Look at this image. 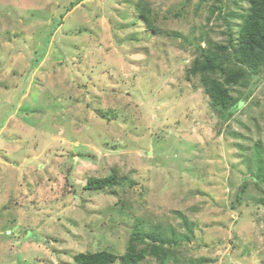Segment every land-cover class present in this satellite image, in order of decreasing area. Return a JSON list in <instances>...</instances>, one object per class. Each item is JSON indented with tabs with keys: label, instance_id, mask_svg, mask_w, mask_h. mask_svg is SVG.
I'll return each instance as SVG.
<instances>
[{
	"label": "rangeland",
	"instance_id": "1",
	"mask_svg": "<svg viewBox=\"0 0 264 264\" xmlns=\"http://www.w3.org/2000/svg\"><path fill=\"white\" fill-rule=\"evenodd\" d=\"M138 1L0 0V264L121 256L137 232L166 255L111 264H264V72L224 121L189 70L248 2L146 0L155 33Z\"/></svg>",
	"mask_w": 264,
	"mask_h": 264
},
{
	"label": "trees",
	"instance_id": "2",
	"mask_svg": "<svg viewBox=\"0 0 264 264\" xmlns=\"http://www.w3.org/2000/svg\"><path fill=\"white\" fill-rule=\"evenodd\" d=\"M79 1V0H78ZM248 9L243 14L242 24L238 30V37L234 39L233 32L228 29V44L209 42L206 47L198 46L196 56L190 67V73L199 75V80L205 87L212 103L222 113L221 118L226 121L242 104L238 97H234L233 87L247 85L252 74L264 72V0H247ZM77 2H72L68 10H71ZM138 16L144 21L146 28L157 33L159 13L152 10L146 0H140L134 7ZM221 18L228 9L223 3L218 7ZM229 112H225L227 110ZM260 141L256 146V159L261 169ZM122 178L113 172L102 177H92L85 184L89 190L115 189L121 183ZM245 188L243 187L242 190ZM139 239L137 232L127 246V250L121 256L116 253L101 250L96 252H80L76 255V264H111L121 257L123 262L136 263L143 260L146 255L156 257L166 255L167 249L160 244H147L138 246L135 242Z\"/></svg>",
	"mask_w": 264,
	"mask_h": 264
}]
</instances>
